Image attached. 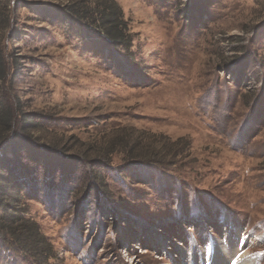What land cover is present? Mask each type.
I'll return each mask as SVG.
<instances>
[{"label":"rangeland","instance_id":"374dc122","mask_svg":"<svg viewBox=\"0 0 264 264\" xmlns=\"http://www.w3.org/2000/svg\"><path fill=\"white\" fill-rule=\"evenodd\" d=\"M6 1L0 189L38 241L0 264H264V0H116L131 49Z\"/></svg>","mask_w":264,"mask_h":264},{"label":"trees","instance_id":"16d2710c","mask_svg":"<svg viewBox=\"0 0 264 264\" xmlns=\"http://www.w3.org/2000/svg\"><path fill=\"white\" fill-rule=\"evenodd\" d=\"M1 2V0H0ZM8 2V0L6 1ZM86 4L85 0H78L76 2H72L66 6L68 15H70L71 19H75V21L83 24L87 27H95L98 31H103L113 43L122 45L125 48L130 45L131 49V33L127 28V24L123 18V12L116 0H104L98 3L96 6H91ZM5 7H8V4H5ZM13 15L12 10L9 8L8 11H1L0 10V27H4L5 31H0V127L2 130L11 129L13 126V122L16 118L15 113H18L20 107L13 105H8L5 101L4 94V87L2 85L3 81L7 78L8 73L10 71L9 62L6 59L5 55V44L4 39L7 40V32H10L13 24ZM12 22V24H11ZM76 22V24H77ZM14 28V27H13ZM18 67V60L17 57L15 61H13V68L16 69ZM29 115L26 116L24 119V126H27L32 121H28ZM9 122V124H7ZM9 131V130H8ZM7 131V132H8ZM3 189V188H2ZM0 189V208H3L2 215L9 216L10 223L7 224L4 221V224L9 227V231L7 228L0 227V232L3 236L8 235L12 237L15 241V244L23 246L27 245L25 241L28 243H34L37 240V224L26 225L21 224L23 221V217H20L17 213L10 212L11 210L7 207V200L5 202L4 196H2L3 192ZM14 198V197H13ZM19 217V218H18ZM16 222L17 225L14 226ZM27 232V233H25ZM21 236V238H20ZM34 241V242H33ZM38 241V240H37ZM28 246H26L27 248ZM38 249V248H36ZM41 252L39 254H46L45 248H40ZM39 251V250H38ZM49 255H51L49 253Z\"/></svg>","mask_w":264,"mask_h":264},{"label":"bare ground","instance_id":"6f19581e","mask_svg":"<svg viewBox=\"0 0 264 264\" xmlns=\"http://www.w3.org/2000/svg\"><path fill=\"white\" fill-rule=\"evenodd\" d=\"M233 247L235 249H232L230 252H226L224 259L221 258L222 264H255L252 262V260L247 259L246 256L244 255V253H243V255H241L239 253V249L236 248V246H233ZM222 255H223V253H222ZM219 257H221V256L219 255ZM240 260L242 262H240Z\"/></svg>","mask_w":264,"mask_h":264}]
</instances>
